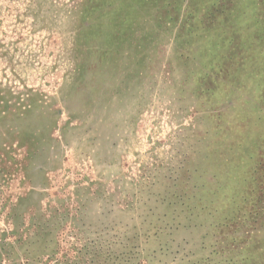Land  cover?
Masks as SVG:
<instances>
[{
  "label": "rangeland",
  "instance_id": "obj_1",
  "mask_svg": "<svg viewBox=\"0 0 264 264\" xmlns=\"http://www.w3.org/2000/svg\"><path fill=\"white\" fill-rule=\"evenodd\" d=\"M0 105V143L57 121L39 198L83 236L264 264V0H0ZM21 177L0 208L45 186Z\"/></svg>",
  "mask_w": 264,
  "mask_h": 264
},
{
  "label": "trees",
  "instance_id": "obj_2",
  "mask_svg": "<svg viewBox=\"0 0 264 264\" xmlns=\"http://www.w3.org/2000/svg\"><path fill=\"white\" fill-rule=\"evenodd\" d=\"M12 112L0 109V136L10 135L5 131L2 118ZM46 115L47 124L39 128L41 131L34 134L31 142L0 143L1 183L14 175H21V182L32 183L31 174L37 171L42 173V186L45 185L41 190L30 188L16 201H10L7 208H0L7 210L5 227H0V264H148L139 244L129 236H115L111 240L99 234L95 238L83 236L86 231L64 222L71 214L60 194L46 192V203L39 198L48 188V172L45 162L37 163L56 148L49 141L55 138L54 131L58 127L54 119L49 124L50 115ZM34 160L37 163L33 164ZM70 233H75L74 241L68 239Z\"/></svg>",
  "mask_w": 264,
  "mask_h": 264
}]
</instances>
